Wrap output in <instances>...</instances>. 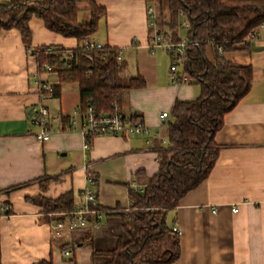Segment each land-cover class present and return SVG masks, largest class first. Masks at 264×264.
Segmentation results:
<instances>
[{
    "label": "crops",
    "instance_id": "1",
    "mask_svg": "<svg viewBox=\"0 0 264 264\" xmlns=\"http://www.w3.org/2000/svg\"><path fill=\"white\" fill-rule=\"evenodd\" d=\"M94 1L107 8L100 21L106 33L103 39L97 32L90 39L123 48L118 71L123 83L137 75L145 79V86L123 91L121 105L127 117H141L149 133L95 137L85 149L78 83L63 82L59 97L43 95L38 82L59 85L58 74L39 73L38 60L18 29L1 30L0 264H107L109 258L96 251L130 238L121 216L108 211L129 210L131 191L143 190L159 171L168 142L162 112L171 113L177 100L191 101L201 93L196 81L172 84L169 55L147 48L153 29L146 0ZM125 10L129 16L123 19ZM29 25L33 49L61 45L71 50L79 45L75 37L47 29L39 17L32 16ZM258 38L222 53L231 64L253 67L252 86L214 136L220 155L208 178L167 212V224L181 231V256L168 264H264V28ZM214 52L208 44L207 57L216 64ZM39 104L51 117L52 135L44 142L34 136L37 128L30 118ZM86 171L93 174L91 187L104 216L98 223L90 219L67 239H55L50 224L61 215L46 214L28 198L51 200L73 192V201L80 202ZM64 249L71 253L63 255Z\"/></svg>",
    "mask_w": 264,
    "mask_h": 264
},
{
    "label": "trees",
    "instance_id": "2",
    "mask_svg": "<svg viewBox=\"0 0 264 264\" xmlns=\"http://www.w3.org/2000/svg\"><path fill=\"white\" fill-rule=\"evenodd\" d=\"M146 1L150 5L155 0ZM82 2H88V22L80 21ZM165 6L173 22L180 13L187 17V38L199 43L189 48L187 68L202 89L197 98L175 103L166 125L168 142L160 155L158 173L143 190L131 191L133 204L129 210L108 211L121 216L130 238L126 242L119 240L110 250L96 251L109 258L107 264H168L180 258V234L167 224V212L208 178L220 155L214 136L223 126L225 115L245 97L253 82V67L231 64L217 49L241 48L239 44L264 21V0H159V7ZM32 16L41 18L50 31L75 37L79 45L71 50L61 45L33 49L29 25ZM105 16L107 8L94 0L0 2V31L18 29L24 45L38 60L39 73L58 74L60 84L55 86L53 96H60L63 82H77L81 115L91 105L96 112L106 113L113 109L115 101L121 104L125 89L143 87L145 79L137 75L126 83L121 81L117 48L109 44L102 49L84 48L83 42L98 32ZM210 41L215 44L216 64L206 54ZM47 64L49 69L44 68ZM137 118L134 116L132 121ZM28 199L41 205L46 214L69 211L75 204L73 192L51 200L41 195Z\"/></svg>",
    "mask_w": 264,
    "mask_h": 264
},
{
    "label": "built area",
    "instance_id": "3",
    "mask_svg": "<svg viewBox=\"0 0 264 264\" xmlns=\"http://www.w3.org/2000/svg\"><path fill=\"white\" fill-rule=\"evenodd\" d=\"M148 13V25L153 28L152 34L147 39V48L150 51H156V49H164L170 57V80L174 85L190 84L195 82L197 79L193 77L188 67L190 61L189 48L192 45H198L196 41L188 40L187 36H181L180 29L186 27L187 31L190 28L189 21L186 20L184 23H177V28L172 29H162L157 25L158 14L152 5L147 7ZM183 15V14H181ZM264 28V21L261 25L251 31L246 39L240 43L243 45H248L249 43L258 40L260 29ZM133 42H136L134 38ZM86 51L93 49H102L106 43H102L98 40L89 39L83 42ZM214 47V42L210 41L208 43ZM218 52H225L222 46H218ZM123 54V48H117V57L121 60ZM49 69L50 66L47 64L44 67ZM264 75V69H263ZM55 84L47 82H38V89L44 95L52 93L55 90ZM113 109L106 113H98L95 111L94 107L91 105L87 108V111L82 115L83 119L81 121L79 130L84 136V147L89 149L92 139L95 137H106L109 135H121L127 133L129 135L144 134L149 133L150 128H148L141 117L132 121L131 118L127 117L123 111L121 104L115 101ZM172 114L168 111H163L161 118L164 119V125H167L168 120H170ZM31 124L37 128L34 136L44 142L48 141L52 135L51 129V117L49 109L43 105L39 104L34 107V114L30 117ZM88 165L85 164L84 167ZM87 185L80 192L81 200L76 202L74 207L66 212H60L59 215L62 216L60 219L52 221L50 224V231L52 237L58 240L67 239L71 237L72 233L77 229L85 227L90 219L94 223H98L103 218V211L100 209V201H98V195L91 187L94 182L93 174L86 171ZM213 211L216 212L214 208ZM233 211L238 212V208L234 207ZM174 230L179 234L181 231L175 225ZM63 255L68 256L71 251L69 249H64L62 251Z\"/></svg>",
    "mask_w": 264,
    "mask_h": 264
},
{
    "label": "rangeland",
    "instance_id": "4",
    "mask_svg": "<svg viewBox=\"0 0 264 264\" xmlns=\"http://www.w3.org/2000/svg\"><path fill=\"white\" fill-rule=\"evenodd\" d=\"M2 1H7V0H0V2H2ZM13 1H16V0H13ZM150 5H152L155 8L156 13L158 14V21H160V23H162V24H165V23L167 24L166 25L167 27H164L162 25V27H164L165 29H168V30L172 29L173 30L174 28H177L176 26H177L178 21H179L180 24H182V23H184L187 20V17L185 15H180V16H177L175 22H173L172 17H171V13L169 12L168 7L165 6L164 8L161 9V7H159V0H155V1L151 2ZM80 6L82 8L80 13H79L80 21L88 22L90 20L89 10L87 9L88 8V2L87 3L86 2H82L80 4ZM123 12L124 13H121L123 19L125 18L126 15L129 16V14H128L129 12H127V10H125ZM130 14H131V12H130ZM180 14H182V13H180ZM172 25H173L174 28L171 27ZM149 28L153 29L152 27H149ZM98 29L99 30H98L96 36L101 37L103 39L104 36H105V33H106L104 21H102L99 24V28ZM180 33H181V36H187L186 27H182L180 29ZM162 50H163V52L166 53V51L164 49H162V48L161 49H156V52H161Z\"/></svg>",
    "mask_w": 264,
    "mask_h": 264
}]
</instances>
